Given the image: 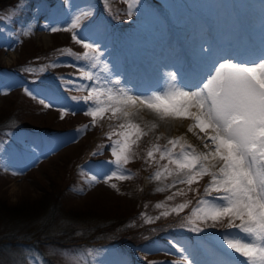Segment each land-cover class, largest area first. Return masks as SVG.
I'll use <instances>...</instances> for the list:
<instances>
[{
	"label": "rangeland",
	"instance_id": "obj_1",
	"mask_svg": "<svg viewBox=\"0 0 264 264\" xmlns=\"http://www.w3.org/2000/svg\"><path fill=\"white\" fill-rule=\"evenodd\" d=\"M57 1L61 3L24 0L26 6L13 14L18 0H0V17H8L0 20V90L11 85L6 95L0 94V264H179L180 253L169 241L196 249L201 260L218 259L221 241L216 229L195 234L180 227L181 217L195 206L193 193L167 202L172 206L185 199L193 201L178 220L160 226L144 222L141 213L159 215L164 209L154 205L175 191H155L172 179L151 180L155 165L148 167L141 159L130 162L126 167L133 177L112 181L119 191L103 183H85L89 172L105 171L104 162L112 159L104 133L114 122L105 120L102 126L77 134L78 128L89 124V117L77 110L76 115L60 119L59 107L77 108L70 98L86 94L65 83H87L79 81V71L69 65L86 67L87 62L76 59L85 49L72 40L71 32L52 33L42 27L46 20L53 26L69 23L64 4L58 11ZM108 3L111 14L105 0H71L72 11L89 6L95 11L94 20L85 21L79 35L100 44L109 65H116L125 81L145 92L162 88L167 72L178 71L182 79L196 78L201 67L194 46L205 39L215 46L221 39L220 29L212 31L219 13L228 27V39L243 29L259 36L264 0H135L131 19L124 15V3ZM49 11L57 13L54 20L46 14ZM29 17L38 18L40 27H33ZM29 23L31 30L24 35ZM97 25L105 27L97 30ZM243 41L237 44L250 46L249 39ZM40 99L54 107L44 108ZM152 116L145 110L136 119L143 127L150 125L146 121ZM166 122L172 128L149 132L140 141V153L156 142V136H161V145L181 135L190 143V137L201 143L187 132L188 122ZM98 145L105 147L93 156ZM207 181L204 177L194 187L202 193Z\"/></svg>",
	"mask_w": 264,
	"mask_h": 264
},
{
	"label": "snow or ice",
	"instance_id": "obj_2",
	"mask_svg": "<svg viewBox=\"0 0 264 264\" xmlns=\"http://www.w3.org/2000/svg\"><path fill=\"white\" fill-rule=\"evenodd\" d=\"M61 2L69 14V23L53 26L46 20L42 27L52 33L71 32L72 40L82 45L85 51L76 59L86 61L87 66H69L76 67L79 81L87 83L65 82L86 94L70 98L77 102V108L59 107L60 119L76 115L77 110L89 117V124L78 128L77 134L105 120L114 122L109 123V130L104 133L112 159L104 162L105 171L89 172L85 183L89 186L103 183L119 191L112 181L133 177L134 173L126 167L130 162L141 159L148 167L155 165L151 180L163 183L172 178L155 191H175L154 205L164 209L159 215L150 217L141 213L145 216L144 222L154 224L170 215L180 216L193 201L185 199L172 206L167 202L193 193L195 206L181 217L180 227L195 234L216 229L221 241L219 258L212 261L199 259L196 249L190 246L169 241L180 253L179 264H264V5L258 48L253 46L241 52L232 47H216L205 39L194 46L201 67L196 78L182 79L178 71L167 72L162 88L141 92L123 79L116 65L110 66L103 58L105 53L100 44L88 42L79 35L84 22L94 20V9L89 6L72 11L71 0ZM118 2L126 5L124 15L131 19L135 14V0ZM105 5L111 14L108 0ZM25 6L24 0H18L13 14ZM35 11L39 13L40 6ZM56 15L49 11L50 20ZM5 18L8 17H0V20ZM104 27L97 25V30ZM30 30L31 23L24 29V35ZM68 54H72L70 50ZM22 87L28 96L36 98L30 88ZM10 88L11 85L0 90V94L6 95ZM39 102L44 108L54 107L51 101L40 99ZM145 110L160 121L188 122L187 132L193 133L200 145L188 142L183 135L169 138L161 145V136H156V142L140 153L142 138L158 127L154 122L143 127L137 122L136 117ZM104 147L98 145L92 155H100ZM204 177H208V181L201 193L194 185ZM79 191L82 193L84 189Z\"/></svg>",
	"mask_w": 264,
	"mask_h": 264
},
{
	"label": "bare ground",
	"instance_id": "obj_3",
	"mask_svg": "<svg viewBox=\"0 0 264 264\" xmlns=\"http://www.w3.org/2000/svg\"><path fill=\"white\" fill-rule=\"evenodd\" d=\"M61 4H63V3L62 2L60 3L59 1L56 2V6L55 7L57 8L58 11H60ZM46 14H49V12H47ZM28 22H31L33 27L34 26L37 27V28L40 27V26H38V18L29 17L28 18ZM33 23H34V25H33ZM213 25H214V27H213L212 31L216 32V30L219 31V29H220L219 32H221V34H222V36L220 35L221 39L219 41H217V44L215 42V46L216 47H232V48L239 49L241 52H243V51H245V50H247V49H249L250 47H253V46H255L257 48L259 47L260 36H255V35L252 36V35L247 33L246 29L245 30L243 29L242 32L239 35H236L232 40L228 39L227 32L229 30H228V27H226V23L224 22L223 16L221 15V13H219V14H217L215 16L214 21H213ZM234 28H236L235 24L233 25L232 29H234ZM205 29H208V27H205ZM244 39H249L251 41L249 47H244L245 45L240 46V45L237 44L238 40H242L243 41ZM176 45H177V47H179L178 44H176ZM139 88H141V87H139ZM146 122L150 123V124L154 122V123H156L158 125V127H161V129H164V130H170L172 128L171 127L172 124H170V123H168L166 121H160L154 115L152 117H150ZM189 139H190L192 144L197 145V146L200 145V143L195 141L196 139H194L193 137H190Z\"/></svg>",
	"mask_w": 264,
	"mask_h": 264
},
{
	"label": "trees",
	"instance_id": "obj_4",
	"mask_svg": "<svg viewBox=\"0 0 264 264\" xmlns=\"http://www.w3.org/2000/svg\"><path fill=\"white\" fill-rule=\"evenodd\" d=\"M50 133V132H49ZM139 160V159H138ZM178 203V202H177ZM180 203V202H179ZM188 210V208L187 209H185L181 214H183V213H186V211ZM133 212V211H132ZM130 213H128V215H129ZM181 214H180V216H176V215H170V216H168L167 218H163L161 221H156L154 224H152L153 226L154 225H156V224H158V226H160V225H162V224H167V223H170L171 221H176V220H178L180 217H181ZM127 216V215H126ZM124 218V216L123 217H119V218H117V219H119V220H122ZM147 225H145L144 226V228L146 227ZM125 227H123L122 228V230L124 229ZM127 229V228H126ZM126 231V230H125ZM188 237L189 238H191L190 240H192V241H194L195 239H194V235L193 234H190V235H188Z\"/></svg>",
	"mask_w": 264,
	"mask_h": 264
}]
</instances>
